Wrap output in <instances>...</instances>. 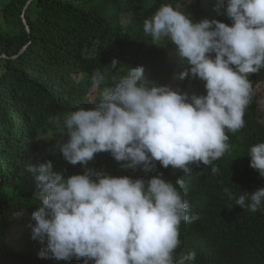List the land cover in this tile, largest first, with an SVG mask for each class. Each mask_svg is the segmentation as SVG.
I'll list each match as a JSON object with an SVG mask.
<instances>
[{
    "label": "trees",
    "instance_id": "1",
    "mask_svg": "<svg viewBox=\"0 0 264 264\" xmlns=\"http://www.w3.org/2000/svg\"><path fill=\"white\" fill-rule=\"evenodd\" d=\"M30 1L7 0L0 10L5 24L0 28V264H83L84 258L55 259L38 237L32 236V244L24 241L35 224L33 212L42 191L39 173L29 169L51 161L53 171L64 178L83 174L86 168L122 177L129 168L110 152L94 154L86 165H73L57 145L58 154L45 158L44 140L56 137L64 116L93 107L105 88L137 66L144 68L149 84L167 85L189 97L205 95V82L198 77L190 74L176 82L174 77L191 66L186 60L182 65L170 40L154 43L144 33L143 22L163 3L179 7L194 23L212 20V13L208 0ZM215 1L220 4L217 21L231 26L226 0ZM26 6L28 27L22 18ZM114 58L118 69H111ZM96 70L106 75L98 87L92 83ZM249 79L252 94L245 126L227 133L230 147L214 162L216 174L203 163L190 165L187 174L164 168L159 161L150 171L142 165L132 168L145 181L159 174L173 184L184 180L185 187L178 190L199 217L180 224L182 243L174 255L178 259L195 251L196 259L187 264H264V203L255 212L235 205L242 192L264 187V177L250 167L248 157L253 144L264 142V68Z\"/></svg>",
    "mask_w": 264,
    "mask_h": 264
},
{
    "label": "clouds",
    "instance_id": "2",
    "mask_svg": "<svg viewBox=\"0 0 264 264\" xmlns=\"http://www.w3.org/2000/svg\"><path fill=\"white\" fill-rule=\"evenodd\" d=\"M231 26L203 19L194 23L172 3H163L143 22L154 43L163 39L176 45V54L191 66L174 78L190 74L205 82V95L181 93L169 86L149 84L144 68L128 69L114 86L105 88L90 108H78L60 121L58 141L64 159L86 165L99 152H110L125 168H155V161L185 174L190 165L211 166L229 149L228 132L245 126L250 102V74L264 68V0H226ZM212 53H215L214 57ZM113 59L111 69H118ZM106 80L96 70L94 87ZM250 167L264 177V142L249 149ZM38 172L42 191L33 212V239L46 241V251L57 260L84 258L83 264H187L195 251L174 255L181 245V222L199 217L179 188L161 178L145 181L115 177L94 169L64 178L51 161L29 169ZM178 186V187H177ZM225 192L232 197L229 189ZM264 203V187L242 192L235 205L255 212ZM41 257L45 255L42 251Z\"/></svg>",
    "mask_w": 264,
    "mask_h": 264
},
{
    "label": "rangeland",
    "instance_id": "3",
    "mask_svg": "<svg viewBox=\"0 0 264 264\" xmlns=\"http://www.w3.org/2000/svg\"><path fill=\"white\" fill-rule=\"evenodd\" d=\"M6 1L7 0H0V10H1V8L3 7V5H4V3ZM205 4H206L207 8L210 10V12L212 13V18L211 19L212 20H217V18H216V15H217L216 10H217V8H220V4L218 2H216L215 0H210V1L208 0V1L205 2ZM2 27H5V24H4L3 17H2L1 12H0V28H2ZM214 55H215V53H212L213 57H214ZM176 82H179V79H176ZM59 132H60V125H59ZM64 137L65 138L68 137L66 133H64V134L57 133L56 137H52V138H48V139L44 140L43 154H44L45 158L54 157V156H56L58 154V152L55 149V146L57 145V142L60 139L64 138ZM91 164H93V163H91ZM122 174H123V176H129V177H131L133 179L142 178L132 168H129L127 170H123ZM32 236H33V225L31 226L30 231H28L26 234L23 235L24 241L28 242V244H32Z\"/></svg>",
    "mask_w": 264,
    "mask_h": 264
},
{
    "label": "water",
    "instance_id": "4",
    "mask_svg": "<svg viewBox=\"0 0 264 264\" xmlns=\"http://www.w3.org/2000/svg\"><path fill=\"white\" fill-rule=\"evenodd\" d=\"M32 1H33V0H31V1L29 2V4H30ZM27 7H28V6H26L25 9H24V12H23V16H22V18L24 19V24L28 27V22H27V20H26V18H25V12H26Z\"/></svg>",
    "mask_w": 264,
    "mask_h": 264
}]
</instances>
